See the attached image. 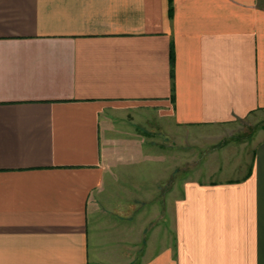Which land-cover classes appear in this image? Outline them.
<instances>
[{"label": "crops", "instance_id": "obj_1", "mask_svg": "<svg viewBox=\"0 0 264 264\" xmlns=\"http://www.w3.org/2000/svg\"><path fill=\"white\" fill-rule=\"evenodd\" d=\"M263 110L264 0H0V264H264V127L180 150Z\"/></svg>", "mask_w": 264, "mask_h": 264}, {"label": "rangeland", "instance_id": "obj_2", "mask_svg": "<svg viewBox=\"0 0 264 264\" xmlns=\"http://www.w3.org/2000/svg\"><path fill=\"white\" fill-rule=\"evenodd\" d=\"M263 127L264 110L228 125L199 126L196 132L183 130L182 177L194 173L199 180L209 182L232 173L239 156H250L255 135Z\"/></svg>", "mask_w": 264, "mask_h": 264}, {"label": "trees", "instance_id": "obj_3", "mask_svg": "<svg viewBox=\"0 0 264 264\" xmlns=\"http://www.w3.org/2000/svg\"><path fill=\"white\" fill-rule=\"evenodd\" d=\"M172 59L174 60V54L172 53Z\"/></svg>", "mask_w": 264, "mask_h": 264}]
</instances>
